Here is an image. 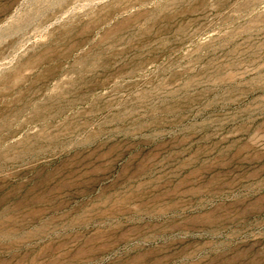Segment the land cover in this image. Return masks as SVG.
Listing matches in <instances>:
<instances>
[{
	"label": "rangeland",
	"instance_id": "obj_1",
	"mask_svg": "<svg viewBox=\"0 0 264 264\" xmlns=\"http://www.w3.org/2000/svg\"><path fill=\"white\" fill-rule=\"evenodd\" d=\"M0 264H264V0H0Z\"/></svg>",
	"mask_w": 264,
	"mask_h": 264
}]
</instances>
